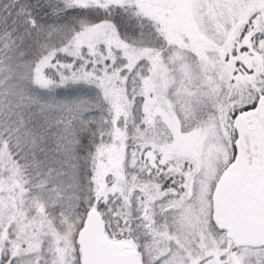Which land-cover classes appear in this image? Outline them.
Returning <instances> with one entry per match:
<instances>
[{
  "label": "snow or ice",
  "instance_id": "6c2138e0",
  "mask_svg": "<svg viewBox=\"0 0 264 264\" xmlns=\"http://www.w3.org/2000/svg\"><path fill=\"white\" fill-rule=\"evenodd\" d=\"M0 264H264V0H0Z\"/></svg>",
  "mask_w": 264,
  "mask_h": 264
}]
</instances>
